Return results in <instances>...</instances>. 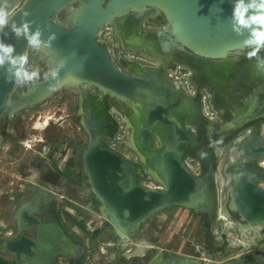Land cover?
I'll return each mask as SVG.
<instances>
[{
	"label": "rangeland",
	"instance_id": "1",
	"mask_svg": "<svg viewBox=\"0 0 264 264\" xmlns=\"http://www.w3.org/2000/svg\"><path fill=\"white\" fill-rule=\"evenodd\" d=\"M25 1L13 3L20 8ZM78 7L76 4L71 9ZM68 12H60L53 23L70 29ZM166 26L156 10L128 14L106 25L97 40L123 73L164 71L177 93L173 99L174 115L192 139L180 151L190 172L201 179L204 203L159 211L136 225L126 238L119 239L83 161L78 159L94 139L84 126L85 122L88 127L91 123L85 120L91 117L102 127V133H98L102 143L128 160L139 185L153 189L163 185L151 171V161L140 150L143 142L135 133L137 115L133 107L77 80L80 91L74 85H62L50 95L36 99L28 96L23 100L14 94L13 100L22 103L19 111L0 120V244L19 233L15 224L12 230L8 224L15 223L21 206H28L35 208L37 213L31 216L40 224L61 227L69 240L82 248L79 259L55 254L56 264H161L162 258L167 257L198 264H264V224L249 222L232 200L239 172L250 171L264 184V168L260 167L264 157L244 150L249 138L263 136L264 116L249 119L255 115L253 105L255 112L259 111L257 115L264 114L263 65H258L256 58L248 59V50L225 59H210L181 45L165 43L159 32ZM38 50L29 47L26 55L31 68L39 72V79L19 86V92L26 94L29 86L45 80L50 73L46 55ZM259 55L264 57V50ZM246 109L252 110L244 118ZM74 113L78 115L75 120ZM65 115L70 117L60 118ZM36 124L42 129H36ZM155 129L157 146L170 143L167 127L160 124ZM21 142H26V147ZM10 145L17 150V156L7 157L6 163L4 152ZM36 162L51 174H44L36 183L32 179L24 182L26 176L19 172L22 165L27 163L31 168ZM16 182L23 187H17ZM11 190L15 193L11 194ZM23 234L36 242L41 230L31 225ZM13 262L20 264L16 258Z\"/></svg>",
	"mask_w": 264,
	"mask_h": 264
},
{
	"label": "water",
	"instance_id": "2",
	"mask_svg": "<svg viewBox=\"0 0 264 264\" xmlns=\"http://www.w3.org/2000/svg\"><path fill=\"white\" fill-rule=\"evenodd\" d=\"M76 4L79 7L75 11L80 10L77 20L71 17V11L74 10L71 8ZM231 7L232 0H26L13 19L17 24L24 19L31 21L32 28H39L41 31L43 41L47 42L50 37H54L42 49L47 51V56H44L49 63L51 58L54 59V67L50 68L58 69V73L55 78L49 73L45 80L31 85H36L34 91L36 94L29 93L31 86L25 94L19 92V86H15L10 78L6 77L3 69H0V120L4 115L11 117L12 109L15 113L19 111V105L22 103L18 104L13 100L14 94L18 93L23 100L28 96L36 99L45 96L43 92H40L50 82L57 83L58 80L70 74L78 75L87 86L98 87L133 107L137 115L134 121L135 133L143 142V148L140 150L144 157L151 161L152 168L159 160L163 176L162 180L156 177L163 185L161 189L139 185L130 171L128 160L102 143L99 136L102 133L100 131L102 127L91 120V117L86 119L85 121L88 120L91 126H86V122L84 126L90 134H94L92 137L94 139L83 154L84 169L107 212L110 211L108 208L110 206L116 216L123 217L121 221H130L139 225L165 209L179 206L192 208L194 204L200 205L206 200L203 196L201 179L190 172L185 164V155L180 151L184 143L192 139L174 115L173 99L176 98L177 93L166 75L163 76L164 71H147L136 75L123 73L114 65L111 54L98 42L97 38L102 29L118 17L156 10L161 13L167 24V29L164 28L162 32H159L165 42L181 45L204 58L225 59L247 50H241L240 42L243 37L237 36L231 30L229 23ZM65 10H69L68 18L72 25L70 29L60 28L52 20ZM23 11H27L29 15L24 17ZM0 39L13 44L17 53L27 54L29 47L25 39L15 38L9 29L6 28L4 32H0ZM160 80L166 81L170 87L164 88L165 92L162 96L154 102L149 101L150 105H147L144 99L149 98V93L155 90L156 81L160 84ZM164 85L163 83L160 87ZM171 90L174 91L172 97L166 95V93L170 94ZM54 91L56 89H52L46 95ZM137 100H140L142 104V108L139 107L140 111L134 106ZM169 101L172 108L167 104ZM258 112L254 110L255 115L249 116V119L256 118ZM160 124L167 127L170 132V143H163L162 147L156 145L154 138L155 128H158ZM244 150L252 156L263 158L264 141L254 139L247 142ZM259 178L261 177L250 171L239 172L236 177V188L232 194L236 208L253 224H264V189L256 185ZM32 213H37L35 208L18 210L17 231L19 233L12 240H5L3 249L15 254L20 264H56L54 255L59 253L79 259L83 254L82 248L71 239L69 240L64 234V229L56 225L40 224L31 216ZM107 217L111 222L113 217L110 213ZM31 225H36L41 230L40 239L36 242L23 234L24 230ZM51 232H53L52 235H50ZM36 255H40V258H35ZM0 264L13 263L6 261L0 255ZM183 264L193 263L184 262ZM195 264L198 262L196 261Z\"/></svg>",
	"mask_w": 264,
	"mask_h": 264
},
{
	"label": "clouds",
	"instance_id": "3",
	"mask_svg": "<svg viewBox=\"0 0 264 264\" xmlns=\"http://www.w3.org/2000/svg\"><path fill=\"white\" fill-rule=\"evenodd\" d=\"M18 9L19 5L14 4L13 0H0V32L9 29L15 38L25 39L28 47L33 50L46 47L54 37H50L47 42L43 41L39 28L33 29L32 22L27 19L17 24L13 17ZM22 15L27 17L29 13L23 11ZM229 23L231 30L243 37L240 44L241 50H248L246 57L256 58L258 65H264V57L259 55L264 50V0H232ZM0 69L15 86L30 84L39 79V72L31 68L29 57L17 53L15 46L6 43L4 39H0ZM57 73L58 69H53L50 75L55 78Z\"/></svg>",
	"mask_w": 264,
	"mask_h": 264
},
{
	"label": "bare ground",
	"instance_id": "4",
	"mask_svg": "<svg viewBox=\"0 0 264 264\" xmlns=\"http://www.w3.org/2000/svg\"><path fill=\"white\" fill-rule=\"evenodd\" d=\"M79 12H80V10H78V11H73L72 13H71V17H72V19H76L77 20V18H78V15H79ZM167 29V28H166ZM165 29V30H166ZM166 43V42H165ZM39 50H41V51H43L42 53L44 54V55H46L47 56V51L45 52L43 49H42V47L39 49ZM46 50V49H45ZM54 60V59H53ZM52 60V58H51V61H52V64H51V61H50V67L52 66V67H54V61ZM264 66V65H263ZM51 67V68H52ZM164 73V72H163ZM163 76H165V73L163 74ZM154 77H156V76H154ZM79 81L80 83H83V84H86L85 83V81H83V79L80 77V76H78V75H74V74H70V75H68V76H65L64 78H62V79H60V80H58L57 81V83H55V82H50L49 83V85L48 86H46V88H44L40 93H44L43 95H45V96H47L46 94H48V93H50L51 91H52V89H59L62 85H75V84H79L78 82H76V81ZM161 81V83L159 84V83H157V81H156V83H155V85L154 86H156L155 87V90H153L151 93H149V98L148 99H144L145 101H146V103H147V105H150L148 102L149 101H152L153 100V102L155 101V100H157L159 97H161L162 96V93H164L165 92V89L164 88H167V87H170L169 85H168V83L165 81H162V80H160ZM165 84L164 85V87H160V85L161 84ZM88 85H90L89 83H88ZM73 88V87H72ZM35 89H36V85H34V86H31L30 87V89H29V93H31V94H33L34 93V91H35ZM170 89H172V88H170ZM51 90V91H50ZM49 91V92H48ZM45 92H47V93H45ZM168 92V91H167ZM173 92L174 91H170V94L169 93H166V95H169V96H171L172 97V95H173ZM34 94H36V93H34ZM39 94V93H38ZM24 96H26V95H24ZM165 97V96H164ZM135 104V105H134ZM134 106L137 108V110L138 111H140L139 110V107L140 108H142V104H141V101L139 100H137V101H135L134 102ZM168 105H169V107L170 108H172V106H171V102L169 101V103H167ZM251 106V105H250ZM252 108H253V111L255 110V106L253 105L252 106ZM247 110V109H246ZM250 110H252V109H249V110H247L246 112H244V115L245 116H243L244 118H246V115H249V113H250ZM15 112V110H13L12 109V111H10V113L11 114H13ZM48 122V121H47ZM88 122V121H87ZM37 125V124H36ZM36 129H42V128H39V126L37 125L36 126ZM159 139V138H158ZM157 145V144H156ZM159 147V146H158ZM156 163V162H155ZM261 167H263L264 168V161H263V163H261ZM151 171L153 172V173H155L156 174V176L157 177H159L161 180H162V178H163V176H162V174H161V167H160V163H159V160H158V163L157 164H155V166H154V168H152L151 169ZM155 176V177H156ZM137 180V179H136ZM138 182V181H137ZM161 184V183H160ZM149 188H151V187H149ZM151 189H153V188H151ZM34 201V200H33ZM22 208H24L23 206H21L20 207V209L19 210H21ZM26 209H29L28 208V206H26L25 207ZM105 209H106V207H104ZM108 208H109V213L111 214V216L113 217V218H111V224H113V227H114V230H115V232H116V234H117V236L120 238V239H124V238H126L129 234H131V233H133L134 231H135V229H136V224L135 223H132V222H130V221H125V222H123V221H121L122 220V216L120 215V217H118V216H116V214H115V211L112 209V207H110V206H108ZM31 209V208H30ZM53 234V232H51V234L50 235H52ZM42 255V254H41ZM35 258H40V255H36V257ZM184 262H188L187 260H184V261H182V262H178V261H175V260H173V259H168V258H163V260H162V264H183ZM190 263H193V264H195V262H190Z\"/></svg>",
	"mask_w": 264,
	"mask_h": 264
},
{
	"label": "flooded vegetation",
	"instance_id": "5",
	"mask_svg": "<svg viewBox=\"0 0 264 264\" xmlns=\"http://www.w3.org/2000/svg\"><path fill=\"white\" fill-rule=\"evenodd\" d=\"M78 84H75L73 87H75V88H77L79 91H80V89H79V87L77 86ZM259 113V112H258ZM264 113V112H263ZM77 116L78 115H76V113H74V115H72V117L74 118V120H75V118H77ZM263 116H264V114H258L257 115V117L255 118V119H258V118H263ZM70 117V115H65V116H60V118H62V119H67V118H69ZM262 124V133H263V136H258V137H256V138H254L255 140H262V138L264 137V123H261ZM15 139V138H14ZM253 138H249L248 140H247V142L249 141V142H251L252 140H254ZM27 142V141H26ZM26 142H21V145L24 147L25 146V144H26ZM41 142H42V140H41ZM246 142V143H247ZM26 147V146H25ZM43 148V147H42ZM29 149V148H28ZM53 149H55V148H53ZM17 150L15 149V148H13L12 147V145H10V146H8V147H6L5 148V152L4 153H6L5 154V156H6V158L7 157H10V158H12V156L13 155H15V156H17V152H16ZM53 152H54V150H52ZM78 157H80V158H78L79 160L81 159V161H83V156H82V154H80ZM45 160L47 159V158H44ZM75 159H76V157H75ZM22 160H20V162H21ZM35 161V160H34ZM34 161H32V163L31 164H34ZM2 162V160H0V163ZM6 163H8V158L6 159ZM21 164V163H20ZM71 164H73L72 162H70V165ZM22 165V164H21ZM54 165V164H53ZM11 166V165H10ZM25 166V167H24ZM29 165H27V163H25V164H23L22 165V167H21V170L19 171L20 172V174H23L24 176H26V179L27 180H22V181H24V182H29L31 179H32V181H33V183H36V181L38 180V179H41L42 177H43V175L45 174V176H47V174L49 173V174H51L50 172H48V171H46V172H44V169H43V167H38L37 166V162H36V164L35 165H33L31 168H29L28 167ZM27 167V168H26ZM10 168L11 167H8V172H9V170H10ZM50 171V170H49ZM10 175H11V173H10ZM16 179H18V178H16ZM19 180V179H18ZM20 182H22L21 180H19ZM16 184H17V187H23L22 185H20L18 182H16ZM235 184H236V180H235V182H234V187H233V191L235 190ZM256 185L257 186H259L260 188H262V189H264V184L262 183H260V182H256ZM8 186H10L11 187V185H8ZM51 187V186H50ZM18 190V189H17ZM15 192L14 191H12L11 190V194H14ZM21 193V192H20ZM16 207V206H15ZM14 222V221H13ZM15 224V226H16V232H17V218H15V223H9L8 224V227L10 228V230H12V226ZM27 230V229H26ZM10 235H13V231H10ZM4 243L3 244H0V255H2V256H5L6 257V261H8V262H10V263H13V264H15L13 261H15V258H16V256H15V254H13V253H9V252H7L6 251V249H3V247H4ZM121 247V246H120ZM153 250V249H152ZM17 259V258H16Z\"/></svg>",
	"mask_w": 264,
	"mask_h": 264
},
{
	"label": "trees",
	"instance_id": "6",
	"mask_svg": "<svg viewBox=\"0 0 264 264\" xmlns=\"http://www.w3.org/2000/svg\"><path fill=\"white\" fill-rule=\"evenodd\" d=\"M99 233V232H98ZM97 234V233H96Z\"/></svg>",
	"mask_w": 264,
	"mask_h": 264
}]
</instances>
